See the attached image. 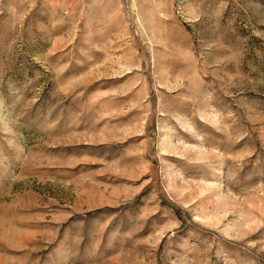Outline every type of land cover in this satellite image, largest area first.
I'll return each instance as SVG.
<instances>
[{
  "label": "rangeland",
  "instance_id": "obj_1",
  "mask_svg": "<svg viewBox=\"0 0 264 264\" xmlns=\"http://www.w3.org/2000/svg\"><path fill=\"white\" fill-rule=\"evenodd\" d=\"M0 264H264V0H0Z\"/></svg>",
  "mask_w": 264,
  "mask_h": 264
}]
</instances>
